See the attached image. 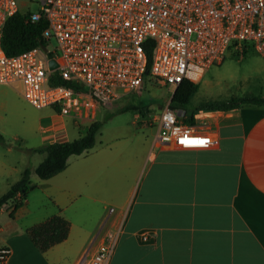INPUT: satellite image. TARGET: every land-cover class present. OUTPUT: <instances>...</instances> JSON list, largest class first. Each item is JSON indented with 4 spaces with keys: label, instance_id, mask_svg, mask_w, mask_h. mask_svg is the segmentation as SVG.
I'll return each mask as SVG.
<instances>
[{
    "label": "crops",
    "instance_id": "1",
    "mask_svg": "<svg viewBox=\"0 0 264 264\" xmlns=\"http://www.w3.org/2000/svg\"><path fill=\"white\" fill-rule=\"evenodd\" d=\"M206 113L212 122L203 130L217 135L210 148L160 147L155 130L129 148L98 150L95 142L40 185L30 177L48 195L64 193L69 233L38 251L25 230L44 218L20 228L16 220L29 211V193L12 217L9 202L0 208L4 264H85L112 219L122 224L108 264H264V108ZM57 129L49 128L50 136ZM13 170L0 159V195L18 180ZM109 207L115 212L106 221ZM78 214L89 216L90 227L74 222Z\"/></svg>",
    "mask_w": 264,
    "mask_h": 264
},
{
    "label": "built area",
    "instance_id": "2",
    "mask_svg": "<svg viewBox=\"0 0 264 264\" xmlns=\"http://www.w3.org/2000/svg\"><path fill=\"white\" fill-rule=\"evenodd\" d=\"M37 3L38 11L26 12L31 23L45 22L46 45L7 55L3 29L19 7L16 0H0V83H20L27 102L52 107L60 117L95 121L101 107L139 89L146 77L172 87V92L183 80L199 82L230 50L242 55L253 48L264 58V0ZM52 42L55 46L49 48ZM48 53L57 63L54 69L49 68ZM52 73L68 85L52 84ZM168 104L153 116L158 146L207 149L217 143L216 134L186 123L185 112ZM200 117L195 114L196 120ZM107 211L106 221L115 210ZM111 221L95 250L83 257L85 264H108L122 224ZM7 255V249H0V264Z\"/></svg>",
    "mask_w": 264,
    "mask_h": 264
},
{
    "label": "rangeland",
    "instance_id": "3",
    "mask_svg": "<svg viewBox=\"0 0 264 264\" xmlns=\"http://www.w3.org/2000/svg\"><path fill=\"white\" fill-rule=\"evenodd\" d=\"M16 1L22 12L39 10L38 0ZM54 46L55 43L52 42L49 48ZM196 83L198 90L183 109L187 112H191L199 103L207 100H227L231 96L246 94L264 95V58L253 48H248L242 55L230 50L220 64L208 67L201 80ZM172 90V87L157 85L151 78L146 77L139 89L114 103L101 107L96 120L103 124L96 136L94 148L99 150L105 144L129 148L149 138L156 130L153 116L161 112L160 107L169 103ZM141 100L149 103L148 109L150 112L153 110V113L147 112L141 115L136 109L123 110L129 105H136ZM196 114L201 117L196 120L195 125L204 126L212 122L206 119L209 113L198 111ZM90 123V120L82 118L60 117L52 107L36 108L23 97L20 83H0V133L4 137V142H0V159L13 164L12 172L15 178L19 179L26 167L34 168L43 159L44 154L32 151L33 148L43 146L48 143L47 139L53 140L58 136H63L64 140H73L83 135ZM54 126L58 129L50 136L48 129ZM81 157L70 156L67 160L68 164L72 165ZM31 182L37 186L45 183L46 180L32 173ZM34 189L28 194L29 211L20 214L16 220V226L20 228L32 220L46 219L56 214L58 203L62 210L61 215L64 217L63 192L55 191L52 195H48L45 190L36 187ZM56 200L58 203L55 202ZM75 207L74 205L69 208L66 214L69 215ZM74 218L77 224H87L89 227L91 225L89 216L78 214Z\"/></svg>",
    "mask_w": 264,
    "mask_h": 264
},
{
    "label": "trees",
    "instance_id": "4",
    "mask_svg": "<svg viewBox=\"0 0 264 264\" xmlns=\"http://www.w3.org/2000/svg\"><path fill=\"white\" fill-rule=\"evenodd\" d=\"M28 15V12L18 10L6 21L2 35V48L7 55H14L34 46L46 45V41L42 37L45 22L41 20L37 23H31L28 20ZM50 81L52 84L68 85L66 81L58 78L56 73H52ZM197 90V83L183 80L172 92L168 104L169 108L185 109ZM148 106L149 103L141 100L136 105H129L123 110L136 109L141 115H145L147 112L150 113ZM242 107L264 108V95L259 93L246 94L231 96L227 100H207L199 103L191 112L184 110V121L188 124H195V114L198 111L227 112ZM102 124L97 120L92 121L84 134L73 140H56L33 148L32 151L44 154L43 159L34 168L26 167L20 178L0 195V208L12 202V209L9 213V216L12 217L13 213L23 204L27 194L35 188L30 183L32 173L36 174L38 178L46 180L62 172L67 167V160L70 156L80 155L94 147L96 136ZM0 142H4L1 133ZM69 228V221L56 213L27 227L25 232L36 249L45 252L52 246L64 241L68 236Z\"/></svg>",
    "mask_w": 264,
    "mask_h": 264
},
{
    "label": "water",
    "instance_id": "5",
    "mask_svg": "<svg viewBox=\"0 0 264 264\" xmlns=\"http://www.w3.org/2000/svg\"><path fill=\"white\" fill-rule=\"evenodd\" d=\"M47 56H48V58H49V61H48L49 68H50V69H54V68L57 66L56 61L52 58V56H51L50 53H48ZM156 84H157V85H160L159 83H156ZM183 112H185V111L183 110Z\"/></svg>",
    "mask_w": 264,
    "mask_h": 264
}]
</instances>
